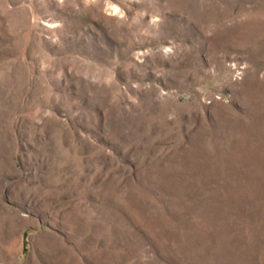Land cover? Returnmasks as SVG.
<instances>
[{"label":"rangeland","instance_id":"1","mask_svg":"<svg viewBox=\"0 0 264 264\" xmlns=\"http://www.w3.org/2000/svg\"><path fill=\"white\" fill-rule=\"evenodd\" d=\"M0 264H264V0H0Z\"/></svg>","mask_w":264,"mask_h":264}]
</instances>
